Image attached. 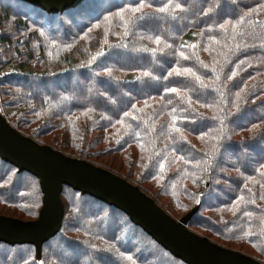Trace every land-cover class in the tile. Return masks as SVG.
I'll use <instances>...</instances> for the list:
<instances>
[{
    "label": "trees",
    "instance_id": "trees-1",
    "mask_svg": "<svg viewBox=\"0 0 264 264\" xmlns=\"http://www.w3.org/2000/svg\"><path fill=\"white\" fill-rule=\"evenodd\" d=\"M197 1L83 0L46 13L0 0V112L134 183L175 219L198 205L192 230L264 259V0ZM219 5L232 12L216 16ZM41 197L34 176L0 159V215L34 219ZM61 200L60 231L40 260L31 245L0 243V264H185L118 209L66 186ZM84 205V225L71 223Z\"/></svg>",
    "mask_w": 264,
    "mask_h": 264
},
{
    "label": "water",
    "instance_id": "water-1",
    "mask_svg": "<svg viewBox=\"0 0 264 264\" xmlns=\"http://www.w3.org/2000/svg\"><path fill=\"white\" fill-rule=\"evenodd\" d=\"M46 13H61L83 0H19ZM0 159L18 172L34 176L41 206L31 220L0 215V243L31 245L40 260L42 245L61 228L64 186L88 195L124 213L128 220L185 264H264L219 245L188 227L198 205L175 219L137 185L88 160L70 156L15 129L0 112Z\"/></svg>",
    "mask_w": 264,
    "mask_h": 264
},
{
    "label": "rangeland",
    "instance_id": "rangeland-1",
    "mask_svg": "<svg viewBox=\"0 0 264 264\" xmlns=\"http://www.w3.org/2000/svg\"><path fill=\"white\" fill-rule=\"evenodd\" d=\"M220 1H222V0H220ZM188 3L190 4V5H192V8L193 9H196V7H197V4H198V1L197 0H188ZM24 10L26 9V7H22ZM12 9H14L13 7H12ZM216 13H215V15L216 16H219L218 15V11H219V14L221 15V16H225L226 14H230L231 12H232V10L229 8V7H225V6H223V8H221L220 7V5L219 6H216ZM12 13L15 15V16H22V14H21V11L17 8L16 10H13L12 11ZM12 17H14V16H12ZM161 23H163V19H157V20H154V23L153 24H150L149 26L151 27V28H157V26L159 27V26H161ZM168 26V28H167V30L168 31H171V30H174V28H175V25H167ZM54 28H56L55 26H54ZM7 33H13V31L12 30H7L6 31ZM12 35V37L13 38H16V36H14L13 34H11ZM115 57H113V59H114ZM112 59V58H111ZM117 60V59H116ZM165 62L166 61H164L163 63H154L153 64V67H155V69H159V67L162 65V64H165ZM138 87H140V88H138L139 89V91H146L145 89L144 90H142V85H139ZM153 88V87H152ZM85 98V97H84ZM86 99H88V100H91V101H95L96 100V96L95 95H90V94H88L87 95V97H86ZM82 100H83V98H82ZM65 105V104H64ZM65 106H67V105H65ZM105 107L107 108V110L109 111V112H111V113H113L114 111H115V108H116V105H105ZM263 108V110L262 111H264V106H262L261 107V109ZM256 113H261V110H260V108L256 111ZM247 117V116H246ZM244 119H246V118H239L238 120H235L234 122H233V124L231 125L232 127L233 126H235V125H237L238 123H240V122H243L242 120H244ZM37 141H39L38 139H37ZM40 143H41V141H40ZM256 149H254L252 152H253V157H255V156H257V157H259V155H260V150H256ZM70 156H72V155H70ZM228 156V155H227ZM236 158H238V160L241 162V163H243L244 165H245V167H247L248 165H249V160L247 159L246 160V158L244 159V158H242V157H240L239 155H236ZM246 160V161H245ZM102 167V166H101ZM105 168V167H104ZM107 169V168H106ZM114 173V172H113ZM116 174V173H115ZM118 175V174H117ZM120 176V175H119ZM132 183V182H131ZM134 184V183H133ZM67 197H70V196H67ZM68 200H70V201H72V199L71 198H68ZM73 201H77V203H79V200H76V199H73ZM87 208V205H84L83 207H82V209L80 210V212L79 213H76V216H75V218H73L72 220H71V223H77V224H82V226L84 225V222H85V220L83 219L84 217L86 218L87 216H88V214H91L92 213V210H89L88 208ZM180 218V217H179ZM176 219H178V217H176ZM189 227V226H188ZM190 228V227H189ZM191 229V228H190ZM99 231H102V228H99L98 229ZM192 230V229H191ZM192 231H194V230H192ZM194 232H196V231H194ZM196 233H198V232H196ZM199 235H202V236H205V235H203V234H201V233H198ZM211 240V239H210ZM142 244H145V242H142ZM232 249V248H231ZM55 250V252H57V255H59V258H60V260L61 259H64V257H62L61 256V250H59L58 248H56V249H54ZM235 250V249H234ZM139 251H141V254L142 255H145L146 253H153L154 251L151 249V247H149V248H143V247H140V250ZM241 252V251H240ZM243 253V252H242ZM154 254V253H153ZM247 255V254H246ZM249 256H252V257H254V258H256V259H258V260H260L262 263H264V259L263 258H257V257H255L254 255H249ZM62 261V260H61ZM67 260H65V261H62V262H66ZM102 261H104V262H101L102 264H112L111 263V261L110 260H105V258L102 260Z\"/></svg>",
    "mask_w": 264,
    "mask_h": 264
}]
</instances>
